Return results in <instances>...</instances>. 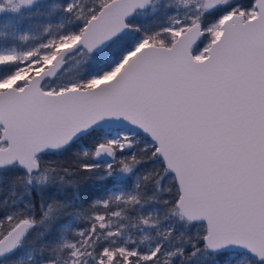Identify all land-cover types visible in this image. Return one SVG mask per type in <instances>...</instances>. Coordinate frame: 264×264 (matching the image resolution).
I'll return each instance as SVG.
<instances>
[{"label": "snow or ice", "instance_id": "6c2138e0", "mask_svg": "<svg viewBox=\"0 0 264 264\" xmlns=\"http://www.w3.org/2000/svg\"><path fill=\"white\" fill-rule=\"evenodd\" d=\"M0 264H264V0H0Z\"/></svg>", "mask_w": 264, "mask_h": 264}, {"label": "trees", "instance_id": "16d2710c", "mask_svg": "<svg viewBox=\"0 0 264 264\" xmlns=\"http://www.w3.org/2000/svg\"><path fill=\"white\" fill-rule=\"evenodd\" d=\"M69 218L67 216H63L60 218L59 221H57V224H63L65 223Z\"/></svg>", "mask_w": 264, "mask_h": 264}]
</instances>
